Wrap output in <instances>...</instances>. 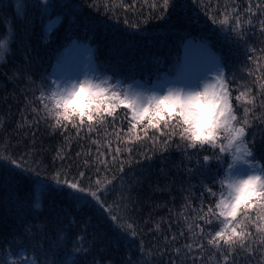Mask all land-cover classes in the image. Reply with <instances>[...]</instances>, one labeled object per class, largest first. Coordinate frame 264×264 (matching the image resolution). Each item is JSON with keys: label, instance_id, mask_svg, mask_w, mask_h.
Here are the masks:
<instances>
[{"label": "trees", "instance_id": "1", "mask_svg": "<svg viewBox=\"0 0 264 264\" xmlns=\"http://www.w3.org/2000/svg\"><path fill=\"white\" fill-rule=\"evenodd\" d=\"M262 21L264 0H0V264H224L225 253L230 264H264V245L207 244L223 228L216 205L230 192L236 157L228 141L225 152L219 144L187 148L178 135L162 136L172 131L163 125L145 137L147 119L130 131L136 121L123 104L92 130L78 121L57 127L49 114L54 61L67 46H89L95 81L116 83L113 91L179 77L190 40L219 62L235 126H244L240 142L264 173ZM98 150L107 153L99 156L107 171L93 163ZM81 172L92 190L97 180L113 181L107 204L118 221L91 198L83 204L70 195L63 181L78 182Z\"/></svg>", "mask_w": 264, "mask_h": 264}, {"label": "snow or ice", "instance_id": "2", "mask_svg": "<svg viewBox=\"0 0 264 264\" xmlns=\"http://www.w3.org/2000/svg\"><path fill=\"white\" fill-rule=\"evenodd\" d=\"M163 2L167 6L169 0H163ZM262 25H264V21H262ZM0 47L3 45L0 44ZM261 89V95H264V84L261 85ZM52 97L54 103L53 107L49 109V114L54 113L57 127L62 123L65 125L72 123L73 127H77L78 125L83 126L87 122L92 130L94 123H102L105 117H111L116 108L123 104L132 111V120L136 121V123H132L130 131L147 119V124L144 126L145 137L148 136L147 128L160 132L161 125H163L164 129L171 127L172 131L162 132V136L178 135L182 141L187 142V148L195 149L197 146L210 145L216 149L219 144V151L225 152L227 151L224 146L225 141L246 142L244 126H235L240 121L233 114L228 91L222 84L219 87L208 85L199 91L169 90L167 94L163 95L142 96L133 93L131 96L121 97L117 92L111 91L101 84L78 82L70 86L58 85L57 90L52 93ZM252 102L251 99L248 101V103ZM246 123L245 120L244 124ZM222 133L224 134L223 139H221ZM136 139L139 140L140 137H136ZM163 143H167V140H163ZM229 147H231V143H229ZM243 151L246 156L253 155L249 148H245ZM119 152L120 149L117 148L116 154ZM101 155H107V153L99 152L93 163L103 164L104 170L107 171L111 166L107 161L99 159ZM115 159L116 155H113V160L115 161ZM209 159V156H204L205 161ZM16 167L19 168L20 164H16ZM85 167H89L87 162ZM99 171L100 168L97 167V172L99 173ZM85 176L86 173L81 172L78 182L77 180L63 181L67 184L68 189L72 190L70 195L83 204L89 203V198H91V201L111 215L113 220L118 221L120 217L107 204L106 194L110 191L113 181H108L106 187L97 180L95 190H92L90 180L88 186L84 185L83 178ZM57 183L60 184L61 181L57 180ZM227 187L230 189L228 197L216 205L217 209H221L217 218L223 217L221 221L223 228L215 231V234L207 240V244L219 248L222 242L229 250L236 247L250 250L254 243L264 245V173L238 177ZM209 191L211 192V189ZM212 195L215 196V193L213 192ZM205 215H213V209H208ZM205 215H201L199 219L204 220ZM206 223L211 224L212 221L208 220ZM132 227V224L128 225L129 229ZM195 227L199 228L200 225L197 224ZM251 228H254L255 232L251 231ZM188 247L191 250V245ZM223 260L224 264H230L227 253L223 254ZM18 264H35V262L23 259L18 261Z\"/></svg>", "mask_w": 264, "mask_h": 264}, {"label": "rangeland", "instance_id": "3", "mask_svg": "<svg viewBox=\"0 0 264 264\" xmlns=\"http://www.w3.org/2000/svg\"><path fill=\"white\" fill-rule=\"evenodd\" d=\"M56 22L57 18H53L49 22V27L55 25ZM183 50L184 52L182 56L184 64L182 65V70L180 71V76L178 78L171 80L166 78L161 81L157 80L146 89L142 87L138 80L128 83H119L114 87L113 91L117 92L121 97L124 95L131 96L133 93H138L142 96H148L151 94L163 95L167 94L169 90H183L181 87H186L185 83L187 77L189 79V76H197L206 71L208 74H211L213 83L215 82L216 87H219L222 84L220 80V65L210 52L193 41H187ZM93 57V50L87 45H71L64 48L62 56L58 60H55L53 65L59 78L57 86H70L71 84H77L78 82H92L101 84L103 87H107L112 91V87L116 83L105 86L103 85L104 78L95 81L94 75L96 76V74L94 72L95 64ZM191 89L188 87V91L193 90ZM229 143H231V146L236 152V157L228 174L230 182L238 177H246L248 174H261L259 165L249 161L248 156L244 154L243 150L245 147L240 141H228V144ZM228 195L229 193L222 199L227 198Z\"/></svg>", "mask_w": 264, "mask_h": 264}, {"label": "bare ground", "instance_id": "4", "mask_svg": "<svg viewBox=\"0 0 264 264\" xmlns=\"http://www.w3.org/2000/svg\"><path fill=\"white\" fill-rule=\"evenodd\" d=\"M190 66V64H189ZM194 66V64H193ZM204 81H207L212 86L215 85V82L213 83L212 77L208 74V72H204L203 74H199L197 76H189L186 78V86L192 88L194 91L202 90V84Z\"/></svg>", "mask_w": 264, "mask_h": 264}]
</instances>
